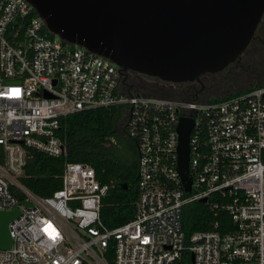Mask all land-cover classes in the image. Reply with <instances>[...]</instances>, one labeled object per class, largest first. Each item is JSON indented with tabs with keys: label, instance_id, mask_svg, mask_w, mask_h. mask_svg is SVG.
Here are the masks:
<instances>
[{
	"label": "built area",
	"instance_id": "2783aa9c",
	"mask_svg": "<svg viewBox=\"0 0 264 264\" xmlns=\"http://www.w3.org/2000/svg\"><path fill=\"white\" fill-rule=\"evenodd\" d=\"M126 73L54 34L28 0H0V211H20L0 264H188L187 254L191 264H264V84L202 100L137 92ZM114 107L125 108L120 130L137 145L139 197L134 216L109 228L110 187L92 165L67 162L49 196L22 177L30 149L66 154L62 118ZM183 118L193 120L191 191L179 171ZM196 202L215 219L188 237L183 213Z\"/></svg>",
	"mask_w": 264,
	"mask_h": 264
},
{
	"label": "water",
	"instance_id": "95a60500",
	"mask_svg": "<svg viewBox=\"0 0 264 264\" xmlns=\"http://www.w3.org/2000/svg\"><path fill=\"white\" fill-rule=\"evenodd\" d=\"M28 1L64 41L110 59L124 73L176 83L235 62L264 14V0ZM192 127L193 120L186 118L179 125V171L187 191ZM19 214V209L0 211V248L12 246L9 223Z\"/></svg>",
	"mask_w": 264,
	"mask_h": 264
},
{
	"label": "trees",
	"instance_id": "16d2710c",
	"mask_svg": "<svg viewBox=\"0 0 264 264\" xmlns=\"http://www.w3.org/2000/svg\"><path fill=\"white\" fill-rule=\"evenodd\" d=\"M127 80L135 91L147 94L195 96L196 92L201 94L202 89L200 83L194 85L191 82H183L176 83L174 91L163 93L161 87L165 83L159 78L141 76L132 79L128 76ZM261 84H264V80L237 92H229L226 96H217L215 93L207 96V99H222L252 90ZM124 109V107L91 109L62 118L58 136L65 143L66 154L55 157L30 149L31 156L22 177L23 183L34 193L49 196L62 187V175L67 162L88 163L95 168L101 183L110 187L103 198L101 208L105 224L109 228H114L130 220L136 212L139 197L136 178L138 150L136 143L120 130V123L125 117ZM125 184L127 188L124 187ZM214 219V213L206 204L196 202L184 210L183 229L189 237L196 231L212 229ZM185 260L191 264L190 254L185 256Z\"/></svg>",
	"mask_w": 264,
	"mask_h": 264
},
{
	"label": "flooded vegetation",
	"instance_id": "af4514ba",
	"mask_svg": "<svg viewBox=\"0 0 264 264\" xmlns=\"http://www.w3.org/2000/svg\"><path fill=\"white\" fill-rule=\"evenodd\" d=\"M264 54V14L261 21L259 22L257 29L253 38L251 39L248 47L236 58L237 62H245L249 66L251 76L254 80H259L260 82L264 80V60H261V56ZM264 59V58H263ZM258 64V65H256ZM128 74V75H127ZM128 78L131 77H148V75L140 74L134 71H128L126 73ZM207 75H201L197 80L192 81V84L200 83L202 84L201 93L207 96L215 95L212 87H207L205 84V79ZM151 77V76H150Z\"/></svg>",
	"mask_w": 264,
	"mask_h": 264
},
{
	"label": "rangeland",
	"instance_id": "374dc122",
	"mask_svg": "<svg viewBox=\"0 0 264 264\" xmlns=\"http://www.w3.org/2000/svg\"><path fill=\"white\" fill-rule=\"evenodd\" d=\"M263 58L264 54L261 56V60H264ZM211 74L213 75L204 76L206 77L204 82L207 87L213 88V91L217 96H226L229 92H237L248 85L260 82L259 80L256 81L252 78L249 66L245 62L240 63L235 61L222 71ZM161 91L165 93V88L161 89ZM198 97L202 100L208 98L204 93H198Z\"/></svg>",
	"mask_w": 264,
	"mask_h": 264
}]
</instances>
